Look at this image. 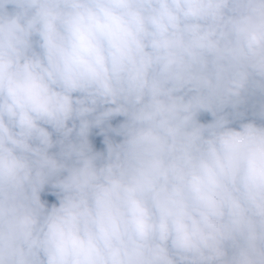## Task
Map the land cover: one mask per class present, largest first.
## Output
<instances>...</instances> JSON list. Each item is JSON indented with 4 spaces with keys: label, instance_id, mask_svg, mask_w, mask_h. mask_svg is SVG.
<instances>
[{
    "label": "clouds",
    "instance_id": "1",
    "mask_svg": "<svg viewBox=\"0 0 264 264\" xmlns=\"http://www.w3.org/2000/svg\"><path fill=\"white\" fill-rule=\"evenodd\" d=\"M0 264H264V0H0Z\"/></svg>",
    "mask_w": 264,
    "mask_h": 264
},
{
    "label": "rangeland",
    "instance_id": "2",
    "mask_svg": "<svg viewBox=\"0 0 264 264\" xmlns=\"http://www.w3.org/2000/svg\"><path fill=\"white\" fill-rule=\"evenodd\" d=\"M205 119H210V117H205Z\"/></svg>",
    "mask_w": 264,
    "mask_h": 264
}]
</instances>
